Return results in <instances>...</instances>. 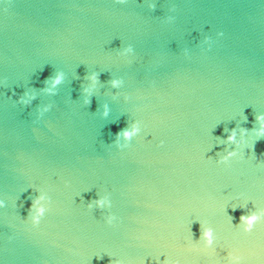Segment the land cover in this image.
I'll return each instance as SVG.
<instances>
[{
	"label": "water",
	"instance_id": "water-1",
	"mask_svg": "<svg viewBox=\"0 0 264 264\" xmlns=\"http://www.w3.org/2000/svg\"><path fill=\"white\" fill-rule=\"evenodd\" d=\"M257 115L264 0H0V264H264Z\"/></svg>",
	"mask_w": 264,
	"mask_h": 264
},
{
	"label": "clouds",
	"instance_id": "clouds-1",
	"mask_svg": "<svg viewBox=\"0 0 264 264\" xmlns=\"http://www.w3.org/2000/svg\"><path fill=\"white\" fill-rule=\"evenodd\" d=\"M118 2L119 3H124L125 0H118ZM217 35L218 36H222L223 33H218ZM131 50L132 49L130 47L125 49L126 52H130ZM48 79L53 80V87H55L56 85L61 83L62 76L58 74L54 78L49 77ZM90 79L93 82H96L98 77H97L96 74H93L90 77ZM45 83H47V80L45 81ZM117 83H118L117 81H112V84H113L114 87L117 85ZM24 97H28V98L25 99ZM24 97H21L17 102L21 103V104H24L25 106H28L30 104L31 100L35 99V96H30L29 97L27 92L24 93ZM85 104L86 105L90 104V100H85ZM105 115H107V112H105ZM244 121L247 122V117L244 118ZM255 123L259 124V128L253 127L251 129V131L255 134L256 142H257V141H259L261 139H264V115H257L255 117ZM248 131H249V129H241V136L246 135ZM138 132H139V128L136 125L132 126V130L131 131H128L127 128H125V129H121L119 132H117L115 134L116 140L114 141L117 144V148L119 150H124V149H127L129 147L128 144L120 145L118 143V141H119L121 136H123V138L125 140L130 141L131 137L136 135ZM236 135H237L236 129L233 128L231 130L230 134L227 136V138L224 141V143L225 144H234L236 146V149H240V151L239 152H237L236 150L228 151L226 155L222 156L217 161V163H224V162L228 161L229 159H231L232 157H236V156H240L241 158H243L244 150H243V148L241 146L244 144V141L243 140H239L238 141L237 138H236ZM160 146H163V142H161ZM254 146H255V144H253L252 146H246V147H247V150H249L250 152L254 153ZM217 155H219V154H217ZM262 155H264V154H262ZM38 202H39V200H34L32 202L31 207L28 209V215H29V217H31L34 226H38L39 225L40 217L43 216V214H44V209L43 208H39L36 211V215L35 216L32 215L33 209L36 208V205L38 204ZM93 204L99 209H103L106 206L108 208L112 207L110 200L97 199V200H94V201L90 202L87 205L89 210L92 209ZM4 206H5L4 202L0 201V207H4ZM235 210L236 209L234 208L233 211H235ZM259 219H260V216L256 215V214H252V215H249V216H243L242 215L240 217V220H241V223H243L245 225V228H244L245 233H251L253 231V229H254V226H255L256 222ZM116 220H117V217L115 215L109 214L107 217H105V223L108 224L109 226H112L113 223ZM202 236L207 241V246L210 247L212 245V233H211V230L204 231L202 233ZM160 257H157L155 260H153L154 264H171V262L168 260L167 257H165V259L163 261H161ZM97 259H103V256L97 257ZM227 260H228V264H241V257L238 256V255H233L232 253H228L227 254ZM110 264H121V261L113 259L110 262ZM144 264H145V261H144Z\"/></svg>",
	"mask_w": 264,
	"mask_h": 264
}]
</instances>
